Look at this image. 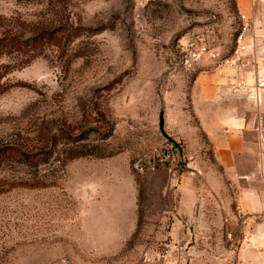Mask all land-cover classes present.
Returning <instances> with one entry per match:
<instances>
[{
	"label": "rangeland",
	"instance_id": "obj_1",
	"mask_svg": "<svg viewBox=\"0 0 264 264\" xmlns=\"http://www.w3.org/2000/svg\"><path fill=\"white\" fill-rule=\"evenodd\" d=\"M242 14L238 0H0V38L15 45L0 46V264H186L174 229L189 164L178 105L198 73L232 55ZM50 31L57 38L37 40ZM74 140L107 156L65 162ZM164 140L177 148L176 177L139 173L136 161ZM130 195L136 227L118 241ZM194 242L213 241L184 246Z\"/></svg>",
	"mask_w": 264,
	"mask_h": 264
},
{
	"label": "crops",
	"instance_id": "obj_2",
	"mask_svg": "<svg viewBox=\"0 0 264 264\" xmlns=\"http://www.w3.org/2000/svg\"><path fill=\"white\" fill-rule=\"evenodd\" d=\"M238 4L252 26L245 54L236 65L198 73L189 98L178 105V138L189 164L175 189L174 229L186 264H264V0ZM130 196V225L112 239L121 241L136 227L137 199ZM118 213L109 211L113 221ZM202 237L213 242L202 249L198 242L184 246Z\"/></svg>",
	"mask_w": 264,
	"mask_h": 264
},
{
	"label": "built area",
	"instance_id": "obj_3",
	"mask_svg": "<svg viewBox=\"0 0 264 264\" xmlns=\"http://www.w3.org/2000/svg\"><path fill=\"white\" fill-rule=\"evenodd\" d=\"M251 31L252 26L249 18L247 15L242 14L240 29L235 40L232 55L225 59V63L236 65L240 62L241 57L245 54L250 36L252 35ZM206 50V47H200L196 50L190 51L189 57L185 60L186 63L198 60L201 53H204ZM257 99H259V97H257ZM176 149V145L169 140H164L155 144L151 147L148 153L144 154V156L136 161L134 165L135 169L139 173H146L156 171L159 166H162L166 168L172 176L176 177V173L182 168L180 166V158L176 153Z\"/></svg>",
	"mask_w": 264,
	"mask_h": 264
},
{
	"label": "trees",
	"instance_id": "obj_4",
	"mask_svg": "<svg viewBox=\"0 0 264 264\" xmlns=\"http://www.w3.org/2000/svg\"><path fill=\"white\" fill-rule=\"evenodd\" d=\"M59 30H68L67 28H59ZM44 38H57L54 36V32L50 31V32H46V34H44L43 36H41V38L37 39V40H40V39H44ZM10 40L12 41L13 39L12 38H6V37H3V38H0V46H5L7 48L8 51H11L13 49V47L15 46L14 45V42H10ZM17 46L16 48L19 49L20 48V42H17ZM4 76V74H0V94H2L7 86H4L3 83H1V79L2 77ZM63 136L66 137L67 136V139L69 137V135L67 134V132L63 131L62 132ZM76 140L73 141V144L72 145H69L68 142H64V149H63V154H64V158H65V162L67 161H71V160H74L76 158H79V157H88V156H91L93 158H96V159H101V158H105L107 155L102 152V148L99 147V145L97 144H91V143H86V144H81L79 146H75V143ZM56 144L55 143V140L52 141V145ZM76 147H80L79 149H77ZM35 185L34 184H31V186Z\"/></svg>",
	"mask_w": 264,
	"mask_h": 264
},
{
	"label": "water",
	"instance_id": "obj_5",
	"mask_svg": "<svg viewBox=\"0 0 264 264\" xmlns=\"http://www.w3.org/2000/svg\"><path fill=\"white\" fill-rule=\"evenodd\" d=\"M159 129L161 131V133L166 136L167 138H170V136L167 134L166 130H165V114L164 111L160 112V116H159Z\"/></svg>",
	"mask_w": 264,
	"mask_h": 264
}]
</instances>
